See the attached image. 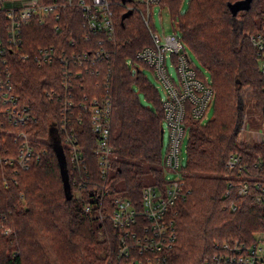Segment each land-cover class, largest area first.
<instances>
[{"label": "trees", "instance_id": "obj_1", "mask_svg": "<svg viewBox=\"0 0 264 264\" xmlns=\"http://www.w3.org/2000/svg\"><path fill=\"white\" fill-rule=\"evenodd\" d=\"M108 1L113 5L115 40L89 33L81 11L67 6L61 9L59 20L53 16L43 24H30L26 43L36 47L61 43L72 49L69 42L75 39L77 52L93 56L97 50L107 51L108 58L99 59L95 67L86 65L99 74L83 73L72 81L75 100L98 97L112 104L110 143L114 154L107 180L99 175L94 151L97 141L89 124L79 125L77 130L93 183H106L112 199L128 197L141 208L142 178L146 173L153 177L154 185H166L161 143L164 109L158 89L142 70L147 67L136 60L137 53L152 44L142 18L134 10L140 5L130 0L125 5H120L122 0ZM181 4L182 0H161L160 7L169 8L186 48L210 73L215 99L213 119L206 124L187 118L188 162L183 167L186 194L175 207L177 240L167 264H203L216 243L251 242L257 232L264 230V203H257L254 197L258 192L255 184H264V143L253 147L237 143L242 119L239 101L246 89L252 90L256 107L264 113V76L248 37L263 28L264 0H189L183 13ZM128 7L133 14L122 24ZM6 21V14L0 12V36L4 39ZM55 25L62 28L59 35ZM6 56L11 61L15 92L34 117L24 130L42 140L48 153L19 174L12 167H0V217L5 216L6 225L14 231L11 237L0 232V264H112L120 232L110 219L99 221L84 209L88 197L104 196L106 190L90 187L79 191L81 199L75 198L78 189L73 180L79 174L63 152L72 195L68 200L59 157L52 144L61 104L58 95L48 97L46 92L59 89L61 67L58 63L38 67L32 60H19L10 53ZM141 96L155 108L145 106ZM1 110L0 106V124L4 122ZM4 141L15 155L13 138L3 135L1 153H6ZM234 154L247 167L242 176L251 175L253 179L228 176L227 165ZM259 162L262 168L256 166ZM244 181L249 183V192L240 196ZM230 183L233 187H229ZM231 204L237 206L235 211L230 209ZM111 208L112 205L108 213Z\"/></svg>", "mask_w": 264, "mask_h": 264}, {"label": "built area", "instance_id": "obj_2", "mask_svg": "<svg viewBox=\"0 0 264 264\" xmlns=\"http://www.w3.org/2000/svg\"><path fill=\"white\" fill-rule=\"evenodd\" d=\"M161 0H142V6L134 10L142 18L152 44L141 49L136 60L149 68L156 80L162 85L165 98L162 99L164 109L163 130L168 133V145L163 153L162 167L166 172L176 173L178 177L167 180L164 187L158 185L144 186L141 208L137 207L128 197L111 198L106 183L102 186L93 183V176L88 173L89 161L86 158L77 126L89 124L91 134L96 139L94 149L98 159L99 175L107 180L112 170L113 148L111 147V129L113 107L109 99L98 97L83 101L75 100L73 79L84 74H99L87 64L95 67L101 58H108L104 49L90 56L87 52H77L75 39L66 48L61 43L49 45H27V27L33 22L43 24L54 16L61 17V9L67 6L81 11L85 27L89 33L102 34L109 41L115 40L116 26L114 22L113 5L108 0H0V12L6 14L4 24L6 38L0 36V106L3 121L0 124V136H10L17 146L16 154L3 142L5 154L0 150V167L8 166L15 174L28 171L35 163L47 155L48 151L42 140L32 137L24 128L34 118L27 106H22L20 97L13 85V69L10 59L13 54L19 60H32L38 67L59 64L61 81L59 89L46 92L48 97L58 95L61 107L59 109V125L55 127V137L78 178L73 180V186L79 191L90 187H102L106 191L101 195H91L87 198L85 211L94 214L98 220L110 219L112 225L120 232L118 248L112 264H167L170 251L177 240L175 207L185 197V180L182 166V149L188 135L187 118L203 123L208 119V113L214 106V91L211 82L197 68L191 52L186 48L181 36L175 31L171 34L159 33L153 24V11L160 7ZM120 5H124L122 2ZM127 10H132L128 7ZM59 35L62 28L54 26ZM89 35H86V38ZM249 39L259 56L261 73L264 76V24L261 31L250 34ZM104 42L101 39L100 44ZM92 63V65H91ZM129 65L132 61L128 62ZM169 67L176 71V78L169 72ZM61 92V95L59 94ZM264 113L262 112L261 128L253 131L252 141L256 134H261L259 143H264ZM164 138V137H163ZM39 144V146H37ZM163 145V144H162ZM256 166L262 168V162ZM228 175L234 179L251 180V175L242 176L247 167L242 164L239 155H232L228 162ZM238 171L239 174H236ZM5 184L9 181L5 178ZM229 187H233L230 183ZM257 193L254 195L257 203H264V184H255ZM249 192V183L244 181L239 195ZM228 194V193H227ZM109 199V201L107 200ZM93 201L91 203L89 201ZM96 201V202H95ZM112 205L111 212L108 207ZM235 211L237 206L231 204ZM6 217H0V232L9 237L14 231L6 225ZM203 264H264V230L254 235V240L246 242L216 243L214 252Z\"/></svg>", "mask_w": 264, "mask_h": 264}, {"label": "rangeland", "instance_id": "obj_3", "mask_svg": "<svg viewBox=\"0 0 264 264\" xmlns=\"http://www.w3.org/2000/svg\"><path fill=\"white\" fill-rule=\"evenodd\" d=\"M133 1L139 5L142 6V0H130ZM189 0H182L180 11L181 13L185 12L188 7ZM153 24L155 29L159 33H165V34H171L175 31H179L177 29V26L172 21V16L170 14L168 7H156L153 11ZM180 35V34H179ZM181 36V35H180ZM192 55V53H191ZM192 58L194 62L196 63L197 68L202 72V75L207 78L209 82H211V75L210 73L200 64L198 60L195 59V57L192 55ZM142 70L145 72L146 76L149 78V80L154 84V86L158 89L159 95L161 99L165 98V92L162 87V85L156 80L153 72L148 68H142ZM169 72L173 74V76L176 78V71L174 68L169 67ZM142 103L147 107H152V103L148 102L143 96H141ZM239 107H241L242 111V119L239 126L238 131V137H237V143L241 145H245L246 147H253L255 144L259 143L261 140V134H256V141H252L253 137V131H257L261 128V122L262 119V111L256 107V99L253 97V92L250 89H246L243 92V96L240 98L239 101ZM214 116V109L212 108L208 113V119L203 122V124H206L208 121L213 119ZM260 119V120H259ZM187 140L188 135L186 136L185 143L182 149V166H187L188 162V153H187ZM168 145V133L165 131L164 139H163V153L165 152ZM163 168V167H162ZM178 177L176 173L172 172H166L165 178L167 180H174ZM142 183L144 186H151L153 185V177L146 173L142 178ZM74 197L77 199H81L82 196L78 192L74 193Z\"/></svg>", "mask_w": 264, "mask_h": 264}, {"label": "water", "instance_id": "obj_4", "mask_svg": "<svg viewBox=\"0 0 264 264\" xmlns=\"http://www.w3.org/2000/svg\"><path fill=\"white\" fill-rule=\"evenodd\" d=\"M127 1L128 0H122V3L125 5L127 3ZM132 14H133L132 10H127V12L122 15V24H123L124 20L127 19L128 17H130ZM163 137H164V130L162 129L161 130V143L162 144H163V139H164ZM51 140H52L53 147L57 151V154L59 157L60 170H61V175H62L63 181H64V188H65L66 196H67V199L70 200L72 198V195H71V187H70V184L68 182V177H67L65 156L63 153V149L59 144V141L55 137V131L54 130L52 131Z\"/></svg>", "mask_w": 264, "mask_h": 264}]
</instances>
